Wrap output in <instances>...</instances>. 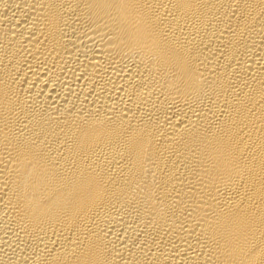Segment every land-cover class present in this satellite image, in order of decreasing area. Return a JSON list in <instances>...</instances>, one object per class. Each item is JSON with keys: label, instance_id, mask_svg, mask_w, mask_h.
Returning <instances> with one entry per match:
<instances>
[{"label": "bare ground", "instance_id": "1", "mask_svg": "<svg viewBox=\"0 0 264 264\" xmlns=\"http://www.w3.org/2000/svg\"><path fill=\"white\" fill-rule=\"evenodd\" d=\"M0 264H264V0H0Z\"/></svg>", "mask_w": 264, "mask_h": 264}]
</instances>
